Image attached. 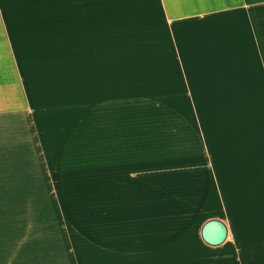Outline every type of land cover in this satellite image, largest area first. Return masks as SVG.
<instances>
[{"label": "crops", "instance_id": "obj_1", "mask_svg": "<svg viewBox=\"0 0 264 264\" xmlns=\"http://www.w3.org/2000/svg\"><path fill=\"white\" fill-rule=\"evenodd\" d=\"M0 264H264V0H0Z\"/></svg>", "mask_w": 264, "mask_h": 264}, {"label": "water", "instance_id": "obj_2", "mask_svg": "<svg viewBox=\"0 0 264 264\" xmlns=\"http://www.w3.org/2000/svg\"><path fill=\"white\" fill-rule=\"evenodd\" d=\"M201 237L209 245L221 244L227 236V227L222 220L209 219L201 227Z\"/></svg>", "mask_w": 264, "mask_h": 264}]
</instances>
